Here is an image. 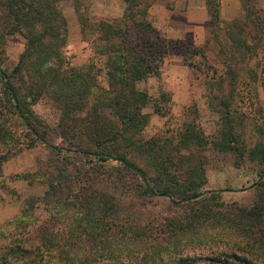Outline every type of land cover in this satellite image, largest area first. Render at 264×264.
Returning a JSON list of instances; mask_svg holds the SVG:
<instances>
[{"label": "trees", "instance_id": "1", "mask_svg": "<svg viewBox=\"0 0 264 264\" xmlns=\"http://www.w3.org/2000/svg\"><path fill=\"white\" fill-rule=\"evenodd\" d=\"M61 1L0 0L2 35L20 33L26 39L13 67L0 51V169L25 143L42 142L58 158L53 169L40 170L47 190L27 201L13 222L17 234L0 229V264H264L257 240L264 232V187L258 188L253 208L227 209L218 201L220 193L206 195L204 165L196 157L208 141L194 121L184 124L176 140L137 136L148 123L143 108L151 100L139 82L159 71L165 54L148 17L153 0H124L119 20L99 23L108 75V87L101 89L93 65L63 67L69 24ZM207 2L208 26L217 25L220 0ZM242 7L244 18H235L228 30L231 46L255 57L263 51L264 57V8L257 0H242ZM229 73L235 88L240 73L234 67ZM44 98L55 105L56 129L74 148L47 140L52 129L34 108ZM223 105L227 125L218 147L234 151L240 160L247 153L264 166V141L249 152L241 150L230 103ZM17 123L27 139L18 146L13 143ZM73 151L88 158H73ZM82 174H89L83 184ZM260 175L264 179V169ZM94 177L106 186L99 189ZM123 194L165 197L178 209L157 218L152 228L134 210L123 209ZM41 202L47 220L36 215ZM220 235L241 237L243 253L225 247L197 251Z\"/></svg>", "mask_w": 264, "mask_h": 264}, {"label": "rangeland", "instance_id": "2", "mask_svg": "<svg viewBox=\"0 0 264 264\" xmlns=\"http://www.w3.org/2000/svg\"><path fill=\"white\" fill-rule=\"evenodd\" d=\"M257 2L264 5V0ZM59 5L69 24L68 43L63 51V67L72 71L93 65L98 73L99 89L107 88L106 55L102 49L104 43L99 40L98 25L101 21L119 20L125 9V2L62 0ZM244 15L242 7L241 14L236 19H243ZM234 20L221 19L217 25L207 26L201 38L191 31H184L181 36L170 38L162 28L155 27L159 35L156 40L158 45L165 48V54L159 71L139 82V86L148 91L151 100L143 108V112L149 115L148 123L137 135L144 140L152 137L176 140L184 124L194 121L208 141L198 147L200 156L196 157V161L199 159L204 165L206 183L203 189L206 195L220 193L218 201L223 202L227 209L253 208L258 200V188L264 187V179L260 175V171L264 169L262 163L250 158L247 153L240 160L234 151L222 150L217 144L227 125V118L222 114L225 101L230 103L229 119L232 120L236 133H239V148L249 152L257 141H264L263 51L255 57L247 55L246 50L242 54V49L231 46L228 30L236 21ZM2 33L1 25L0 51L13 67L25 48L26 39L20 33L4 36ZM230 66L240 73V80H237L235 88L231 85ZM162 93L167 97H163ZM156 107L161 108V112ZM34 108L52 129L47 140L74 148L56 129L59 112L52 101L48 98L41 99ZM14 131L16 140L13 143L18 142V146L19 141H27L24 137L25 130L19 123L15 125ZM71 155L73 158H88L75 151ZM56 159L58 160L57 155H53L45 144L38 142L30 147L27 143L19 145L16 154L2 162L0 229H9L17 234L18 229L14 223L27 206V201L31 197H42L47 190V184L40 178V170L49 166L53 169ZM59 159L62 161L63 157L60 156ZM79 168L86 169L81 163ZM80 177L82 180H78L83 184L89 174H82ZM94 178L93 182L99 189L106 186L103 178ZM120 198L123 209L134 210L140 222L148 223L152 228H156L157 218L165 217L178 209L165 197L145 198L123 194ZM217 208L220 207H214ZM36 215L41 220L49 218L42 202L38 204ZM257 237L264 251V232H259ZM214 240V243L205 244L204 248H197V251L204 253L212 251L213 247H225L243 253L241 244L245 241L239 236L232 238L220 235Z\"/></svg>", "mask_w": 264, "mask_h": 264}, {"label": "crops", "instance_id": "3", "mask_svg": "<svg viewBox=\"0 0 264 264\" xmlns=\"http://www.w3.org/2000/svg\"><path fill=\"white\" fill-rule=\"evenodd\" d=\"M241 9L242 0H220L222 20H234L241 14ZM148 17L154 27L162 28L170 38L181 36L184 31L194 32L201 38L206 32L210 13L207 0H153Z\"/></svg>", "mask_w": 264, "mask_h": 264}]
</instances>
